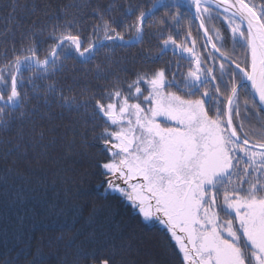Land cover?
Here are the masks:
<instances>
[{"label":"snow or ice","instance_id":"snow-or-ice-1","mask_svg":"<svg viewBox=\"0 0 264 264\" xmlns=\"http://www.w3.org/2000/svg\"><path fill=\"white\" fill-rule=\"evenodd\" d=\"M4 10L0 127H11L10 117L21 122L13 139L0 141L5 244L11 237L34 248L31 264H45V247L75 243V212L59 227L45 223L68 213L56 200L40 203L48 185L35 173L60 163L58 148L87 153L100 145L97 187L123 197L146 225L166 229L182 264H264V0H153L147 10L135 0H9ZM189 14L203 29V47L210 45L206 53L196 51L190 28L179 43L168 34ZM221 16L231 49L207 27ZM131 48L157 65L179 49L188 67L172 61L121 80L112 66L126 63L117 53ZM69 61L80 69L66 76ZM54 105L77 118L56 125ZM98 211L93 206L90 223ZM112 239L94 228L74 264H129L132 238L119 246Z\"/></svg>","mask_w":264,"mask_h":264},{"label":"trees","instance_id":"trees-1","mask_svg":"<svg viewBox=\"0 0 264 264\" xmlns=\"http://www.w3.org/2000/svg\"><path fill=\"white\" fill-rule=\"evenodd\" d=\"M8 2L9 0H0V13L3 15H7L4 6ZM75 2L76 0H52L54 5ZM99 2L106 5L109 3V0H99ZM166 2L171 3V0ZM254 2H259V0H254ZM135 3L142 6L144 10H147L153 3V0H135ZM87 11L85 9L82 14L86 15ZM180 11L184 12V9H180ZM160 15H164V13H159L157 19H159ZM207 27L210 30L213 27L219 29L225 36V39L228 40V47L231 49V40L228 39L230 33L225 31L227 23L223 20V16L214 21L207 22ZM189 28L192 33L191 38H195L196 40V51L206 53L210 49V46H208V49L203 47L205 39L202 30L199 28V20L195 19L191 14L182 20L179 26L174 29L170 28L168 34L177 38L179 43L185 40L186 32ZM177 33H179L178 36ZM209 34L215 38V32L210 31ZM148 47V45H145L144 50L147 51ZM140 51L141 49L139 48L118 51L117 57L126 58L127 62L118 67L112 66V71L121 80L133 78L134 74L142 69L156 67L172 61L181 64L183 66L181 70H186L188 67L187 60L181 59L178 49L175 52L170 50L164 59L159 62V65L140 60ZM236 51L241 61H243L244 50L237 48ZM151 52L153 56L159 53L157 42H153ZM2 62V58H0V64ZM68 65V70L63 75L71 76L73 72L80 69V65L75 64L73 61H69ZM29 75L31 73L26 71L25 76ZM87 82L83 81L82 84ZM97 83L99 85L105 84L104 81L96 82L94 79H91L92 86H96ZM51 114L54 117L56 125H64L69 120L77 118L74 113L69 115L59 105L52 107ZM10 123L11 127L7 129L0 127V141L13 139L17 128L21 126L19 120L11 119V117ZM29 126L26 125L25 127ZM56 151L62 157L60 163L58 165H51L46 162L43 165V171L35 173L36 176L44 177L48 185L46 193L41 194L39 200L41 204L45 200H56L58 205L64 208L68 215L60 218H51L46 220L45 223L52 225V220H55L56 224L54 227H59L66 221L71 222L72 214L75 212V228L79 231V235L75 243L67 248L61 246L59 250H56L45 247L42 254L45 264H74L77 258V245L83 241L84 245L88 246L86 237L94 228L97 231H106L113 237L110 242L118 246L124 243L127 238H132L131 247L125 253V258L129 264H182V254H178V245L175 244V241L166 229L158 223L146 225L136 210L123 197L118 194L105 196L102 194L103 188L97 187L103 179L100 175V169L95 166L96 160L104 159V155L100 151V145L90 149L87 153H83L79 148L69 151L67 154L60 148ZM30 203L35 204L36 201L33 200ZM93 206L99 210L97 212L96 223H90L89 221ZM5 211L3 201L0 200V217L4 216ZM106 218L110 219L106 222ZM14 219V215L9 211L8 222ZM4 225L5 221L0 220V228H3ZM21 249L24 250L21 251ZM34 256V248L26 249L23 244H16L11 237H9L8 243L5 244L3 239L0 238V264H3L5 259L11 260L12 264H31Z\"/></svg>","mask_w":264,"mask_h":264},{"label":"rangeland","instance_id":"rangeland-1","mask_svg":"<svg viewBox=\"0 0 264 264\" xmlns=\"http://www.w3.org/2000/svg\"><path fill=\"white\" fill-rule=\"evenodd\" d=\"M166 1H168V0H166ZM202 30V32H203V29H201ZM204 39L206 40V38H205V36H204ZM210 46V45H209ZM179 50V49H178ZM185 57L187 56V53H184L183 54ZM182 71H185V70H182Z\"/></svg>","mask_w":264,"mask_h":264}]
</instances>
